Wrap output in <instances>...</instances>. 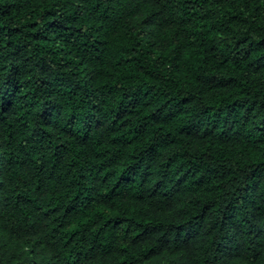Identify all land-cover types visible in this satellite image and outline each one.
Listing matches in <instances>:
<instances>
[{
	"label": "trees",
	"instance_id": "trees-1",
	"mask_svg": "<svg viewBox=\"0 0 264 264\" xmlns=\"http://www.w3.org/2000/svg\"><path fill=\"white\" fill-rule=\"evenodd\" d=\"M0 264H264V0H0Z\"/></svg>",
	"mask_w": 264,
	"mask_h": 264
}]
</instances>
